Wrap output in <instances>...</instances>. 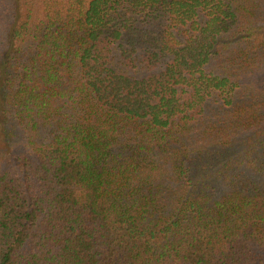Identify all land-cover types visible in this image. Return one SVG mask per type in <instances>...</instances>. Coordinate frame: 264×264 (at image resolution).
Here are the masks:
<instances>
[{
  "label": "trees",
  "instance_id": "obj_1",
  "mask_svg": "<svg viewBox=\"0 0 264 264\" xmlns=\"http://www.w3.org/2000/svg\"><path fill=\"white\" fill-rule=\"evenodd\" d=\"M0 264H264V0H0Z\"/></svg>",
  "mask_w": 264,
  "mask_h": 264
}]
</instances>
